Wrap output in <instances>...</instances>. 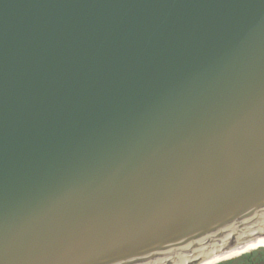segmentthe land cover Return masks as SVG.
<instances>
[{
  "label": "water",
  "instance_id": "1",
  "mask_svg": "<svg viewBox=\"0 0 264 264\" xmlns=\"http://www.w3.org/2000/svg\"><path fill=\"white\" fill-rule=\"evenodd\" d=\"M264 223V0H0V264H176Z\"/></svg>",
  "mask_w": 264,
  "mask_h": 264
},
{
  "label": "flooded vegetation",
  "instance_id": "2",
  "mask_svg": "<svg viewBox=\"0 0 264 264\" xmlns=\"http://www.w3.org/2000/svg\"><path fill=\"white\" fill-rule=\"evenodd\" d=\"M214 264H264V241L263 245L253 242L245 246L237 257H226Z\"/></svg>",
  "mask_w": 264,
  "mask_h": 264
},
{
  "label": "bare ground",
  "instance_id": "3",
  "mask_svg": "<svg viewBox=\"0 0 264 264\" xmlns=\"http://www.w3.org/2000/svg\"><path fill=\"white\" fill-rule=\"evenodd\" d=\"M240 250H241V249H240ZM240 250H238V251H234L233 253L228 254L229 256H225L224 258H226V257H230V256L235 257L237 254L239 255ZM225 255H226V254H225ZM238 255H237V256H238ZM237 256H236V257H237ZM220 260H221V259H220ZM220 260H219V258H218V259H215L214 261H212L211 263L214 264V263H216V262H218V261L220 262Z\"/></svg>",
  "mask_w": 264,
  "mask_h": 264
}]
</instances>
